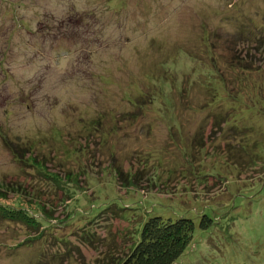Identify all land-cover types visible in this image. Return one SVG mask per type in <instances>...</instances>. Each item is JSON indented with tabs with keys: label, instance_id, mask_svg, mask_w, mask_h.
Wrapping results in <instances>:
<instances>
[{
	"label": "rangeland",
	"instance_id": "obj_1",
	"mask_svg": "<svg viewBox=\"0 0 264 264\" xmlns=\"http://www.w3.org/2000/svg\"><path fill=\"white\" fill-rule=\"evenodd\" d=\"M0 203L53 217L0 220V264L108 263L157 213L215 221L174 264H264V0H0Z\"/></svg>",
	"mask_w": 264,
	"mask_h": 264
},
{
	"label": "trees",
	"instance_id": "obj_2",
	"mask_svg": "<svg viewBox=\"0 0 264 264\" xmlns=\"http://www.w3.org/2000/svg\"><path fill=\"white\" fill-rule=\"evenodd\" d=\"M16 20L18 31L22 30V27H27L25 22L18 19ZM65 24L66 23L61 25V27ZM68 26H64L66 27V30H69ZM27 28L30 29V27ZM14 153H16V156L18 155L16 150H14ZM17 159L29 165L31 164L30 161H33L35 164L32 165H35L40 173L47 177L48 173L43 171L44 166L42 162H39L34 156L30 155L26 159H24L23 156H20V158L17 156ZM51 178H53L57 183V188L65 189L70 198L75 197L72 188L66 185L69 184V181H64L57 175L51 176ZM73 182L75 185L79 184L78 179H75ZM129 184H133V182H130L129 180ZM3 206L4 204L0 203V220H5V218H7L10 221L20 222L32 230H38L40 224L46 222V220L48 222L50 221V218H53L45 211L43 213L44 219H42L41 222H36V219H34L28 211L22 210L20 207L14 205V208L6 209ZM115 210V208H112V213H117ZM117 215L123 216L124 218L127 217L126 215H121L120 213H117ZM197 225L202 230H207L215 225V221L207 214L203 215L198 224L193 218L188 216L173 218L165 217L164 215L158 213L150 214L146 218L142 216V219L138 222L135 230L133 231L131 236L133 237V242L126 254L118 256L115 260L112 259L115 258L112 256L108 263L104 262L103 264H174L187 251L188 246L194 238ZM85 230H88V228ZM86 234L87 237L94 235L91 233V230L90 232L88 230Z\"/></svg>",
	"mask_w": 264,
	"mask_h": 264
}]
</instances>
